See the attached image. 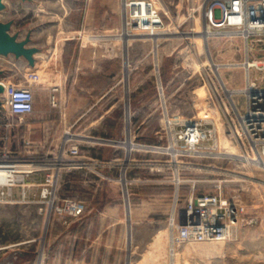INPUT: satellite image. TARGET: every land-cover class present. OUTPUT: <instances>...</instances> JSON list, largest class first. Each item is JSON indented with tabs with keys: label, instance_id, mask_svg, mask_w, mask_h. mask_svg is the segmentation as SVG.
I'll return each mask as SVG.
<instances>
[{
	"label": "rangeland",
	"instance_id": "obj_1",
	"mask_svg": "<svg viewBox=\"0 0 264 264\" xmlns=\"http://www.w3.org/2000/svg\"><path fill=\"white\" fill-rule=\"evenodd\" d=\"M132 1L1 0L0 23H8V32L38 55L35 68L26 57L8 59L5 79H0L4 95L6 83L24 85L29 71L38 73L39 82L55 84L53 75L58 82L67 51L77 50L74 44L69 48L67 41L94 43L100 58L112 59L115 69V79L109 82L112 90L102 108L115 107L101 111L107 115L101 130L110 133L117 120L127 130L141 120L157 128L160 119L165 127L166 120L193 117L203 122L209 138L197 152L185 153L171 163L168 155H161L163 202L148 218L152 222L131 226L126 222L98 238L94 229L101 224L88 223L77 230L80 238L75 229L62 242L56 239L75 218L67 203L91 199L76 183V168L55 171L47 198H41V183L51 170L23 175L19 185L0 195V260L20 251L16 264H92L93 260V264H264V165L244 158L248 146L238 135L244 96L237 90L245 84L242 62L264 58V48L254 47L229 28L208 27L203 13L208 0H158V16L144 28H136L135 20H130L135 17L129 12ZM208 28L210 34L205 33ZM249 74H255L254 69ZM32 117L19 119L0 109V155L8 153L34 166L47 163L58 158L67 130L80 150L85 149V138L77 136L76 129L60 127L59 111L50 114L56 126L37 129L35 136L28 128ZM130 163L114 168L115 183L109 182L108 187L111 193L118 191L128 217L133 205L152 198L151 185L144 183L152 166ZM28 176L36 177L35 181L26 180ZM65 176L69 182L62 183ZM218 182L226 197L243 205L236 233L225 241L172 240L176 231L169 218L174 205L182 207L191 193L215 192Z\"/></svg>",
	"mask_w": 264,
	"mask_h": 264
},
{
	"label": "built area",
	"instance_id": "obj_2",
	"mask_svg": "<svg viewBox=\"0 0 264 264\" xmlns=\"http://www.w3.org/2000/svg\"><path fill=\"white\" fill-rule=\"evenodd\" d=\"M135 17L136 28L147 27L154 16H158V0H135L128 3ZM208 27L229 28L238 32L254 47L264 48V0H208L203 8ZM133 23V21H132ZM131 22L127 24H132ZM246 70L245 84L239 90L244 96V109L238 115L240 139L248 146L247 157L257 164L264 163V58L246 59L242 62ZM250 68L255 74H249ZM39 82V75L29 71L24 85L4 83L6 94L2 96L3 107L10 115L19 119L31 114L34 109L35 93L33 84ZM57 88L53 87L54 92ZM52 105L58 100L54 93L50 95ZM165 127L157 131L160 142L154 145L135 143L138 147L152 150L160 155H168L170 162L185 153L197 152L202 142L209 138L203 122L196 118H180L176 121L166 120ZM177 126V127H176ZM67 137L58 150V158L47 163L19 161L8 153L0 155V195L5 190L19 185L23 175L37 170H51L41 183V198L50 196L53 190L55 171L79 168L83 162L80 144L74 135L65 131ZM73 136V137H72ZM164 140L166 144H164ZM245 141V142H244ZM245 145V144H244ZM248 150L251 155L248 154ZM37 166V167H36ZM153 168L163 169V161L154 162ZM28 185V184H27ZM70 215L80 216L85 210L81 201L67 203ZM169 223L175 229L172 240L176 242L225 241L235 233L243 214V205L238 199L226 197L220 182L215 184L213 193H191L182 207L174 205Z\"/></svg>",
	"mask_w": 264,
	"mask_h": 264
},
{
	"label": "crops",
	"instance_id": "obj_3",
	"mask_svg": "<svg viewBox=\"0 0 264 264\" xmlns=\"http://www.w3.org/2000/svg\"><path fill=\"white\" fill-rule=\"evenodd\" d=\"M67 44L69 48L74 44V48L76 47L77 50L67 51L65 62L60 63L58 82L57 77L53 75L55 84L47 86L44 82H38L33 87L35 93L34 109L31 113L33 117L28 124V128L34 130L31 134L35 136L37 129H51L56 126V121L50 118V114L53 111H59L60 127L74 128L78 131L77 136L85 138L82 144L86 147L81 149L79 157L85 166L76 168L74 172L76 173V183L86 190V192L83 190L82 193H87L91 199H79L84 203L85 210L80 216L72 218V223L56 237L60 242L64 237L72 234L75 229L76 237L80 238L77 230L80 226L88 223L101 224V227L94 229L98 238L103 233L115 230L116 225L126 224V222L129 226L133 223L152 222L149 220L151 215L157 212L156 209L163 202L162 173L153 167H151L150 176L144 177V183L151 185L149 192L152 198L150 202L144 200V204L133 205L134 210L130 211L132 215L130 214L129 217L126 214L125 203L121 202L118 191L111 193L108 190L111 185L109 182H114L112 171L116 166L132 165L131 160L134 161V165H145L142 162H146V165L152 166L154 162L162 160L160 154L150 149L133 147L136 146L135 143L144 145L159 143L160 138L157 131L163 125L162 119L159 120L157 128H149V121L141 120L136 124L131 123V127L124 131L121 120H117L112 123L111 129L109 128L110 133L106 132L105 128L101 130L102 123L107 118V115L101 114V111L107 112L115 107V104H111L107 109L102 108L103 101L112 90L109 82L111 83L115 79L114 61L110 58L101 59L99 50L94 43L89 45L84 41H67ZM27 48L33 49L31 45H28ZM20 57L13 53L0 54L1 80L5 79L4 64L8 62V59L15 58L18 61ZM32 57L35 68L38 58L35 49ZM101 61H104L103 65H101ZM1 80L0 85H2ZM104 81L106 83L102 85ZM52 87L57 89L53 92ZM4 91L2 88L1 101H3L1 94L4 95ZM52 93L58 96V104L55 106L50 103ZM2 107L3 105H0V109ZM123 138L124 140H122ZM124 160L128 162L125 163ZM35 179L36 177L29 176L26 178L30 182ZM67 180L68 176H65L61 182H69ZM16 258H14V262Z\"/></svg>",
	"mask_w": 264,
	"mask_h": 264
},
{
	"label": "water",
	"instance_id": "obj_4",
	"mask_svg": "<svg viewBox=\"0 0 264 264\" xmlns=\"http://www.w3.org/2000/svg\"><path fill=\"white\" fill-rule=\"evenodd\" d=\"M1 7V0H0ZM9 24L8 23H0V54L6 55L9 53H13L14 55L23 56L28 59L30 63H33L32 53L34 49H28L25 47V41H19L13 35L8 32ZM0 87V93H1ZM2 101L0 99V105ZM21 254L20 252H11L6 257L0 260V264H15L14 258Z\"/></svg>",
	"mask_w": 264,
	"mask_h": 264
},
{
	"label": "bare ground",
	"instance_id": "obj_5",
	"mask_svg": "<svg viewBox=\"0 0 264 264\" xmlns=\"http://www.w3.org/2000/svg\"><path fill=\"white\" fill-rule=\"evenodd\" d=\"M175 30H176V29H175ZM210 32H211V30H209V28H208V30L205 31V33H207V34H210ZM206 36H207V35H206ZM212 64H213V63H212ZM214 67H215V69H216V68H217V65H214ZM239 89H240V88H238L237 90H239ZM236 92H237V91H236ZM229 93H230V92H229ZM126 107H127V106H126ZM226 139H227V138H226ZM227 144H228V143H227ZM244 158L247 159V160H249V162H250L249 157H244ZM176 164H177V163H176ZM260 164H261V165H264V163H261V162H260ZM237 177H238V176H237ZM238 178L241 179V180H244V177H238ZM245 180H246V179H245ZM121 181L124 182V179L122 178Z\"/></svg>",
	"mask_w": 264,
	"mask_h": 264
}]
</instances>
